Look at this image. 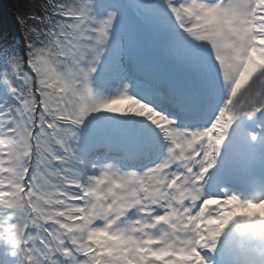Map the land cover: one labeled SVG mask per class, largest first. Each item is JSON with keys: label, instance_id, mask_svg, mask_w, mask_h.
<instances>
[{"label": "snow or ice", "instance_id": "snow-or-ice-1", "mask_svg": "<svg viewBox=\"0 0 264 264\" xmlns=\"http://www.w3.org/2000/svg\"><path fill=\"white\" fill-rule=\"evenodd\" d=\"M17 23L0 264H264V0H36Z\"/></svg>", "mask_w": 264, "mask_h": 264}, {"label": "rangeland", "instance_id": "rangeland-1", "mask_svg": "<svg viewBox=\"0 0 264 264\" xmlns=\"http://www.w3.org/2000/svg\"><path fill=\"white\" fill-rule=\"evenodd\" d=\"M0 12V47H15L13 46V39L17 36V27L13 21L14 19L17 20V16L10 12L9 16L2 6H0Z\"/></svg>", "mask_w": 264, "mask_h": 264}, {"label": "trees", "instance_id": "trees-1", "mask_svg": "<svg viewBox=\"0 0 264 264\" xmlns=\"http://www.w3.org/2000/svg\"><path fill=\"white\" fill-rule=\"evenodd\" d=\"M0 2H1L0 6H2L5 10H9V12L13 13L14 16H17L18 13H24L31 10L32 5L34 2H36V0H1ZM36 10H38V8ZM17 27L20 30L21 35L23 37L21 27L18 23H17ZM13 44H14L13 46L15 47L21 46L18 36L14 37Z\"/></svg>", "mask_w": 264, "mask_h": 264}, {"label": "water", "instance_id": "water-1", "mask_svg": "<svg viewBox=\"0 0 264 264\" xmlns=\"http://www.w3.org/2000/svg\"><path fill=\"white\" fill-rule=\"evenodd\" d=\"M8 14V13H7ZM9 15V14H8ZM10 16V15H9ZM14 25L16 26L15 22H14Z\"/></svg>", "mask_w": 264, "mask_h": 264}]
</instances>
